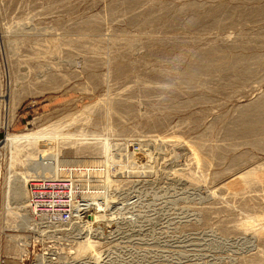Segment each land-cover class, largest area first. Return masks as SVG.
<instances>
[{
    "label": "rangeland",
    "instance_id": "374dc122",
    "mask_svg": "<svg viewBox=\"0 0 264 264\" xmlns=\"http://www.w3.org/2000/svg\"><path fill=\"white\" fill-rule=\"evenodd\" d=\"M261 100L264 0H0V141L81 183L54 237L0 222V264H264V184L225 186L264 167Z\"/></svg>",
    "mask_w": 264,
    "mask_h": 264
},
{
    "label": "bare ground",
    "instance_id": "6f19581e",
    "mask_svg": "<svg viewBox=\"0 0 264 264\" xmlns=\"http://www.w3.org/2000/svg\"><path fill=\"white\" fill-rule=\"evenodd\" d=\"M154 2V1H153ZM164 2V1H163ZM184 3V2H183ZM186 5V4H185ZM199 5V4H198ZM165 6V5H164ZM209 7V6H208ZM257 7V6H256ZM259 7V6H258ZM143 8V7H142ZM152 8V7H151ZM158 8V7H157ZM156 8V9H157ZM175 8V7H174ZM200 9V8H199ZM256 10V9H255ZM159 11V10H158ZM262 12V11H261ZM167 13V12H166ZM252 13V12H251ZM206 14V13H205ZM256 14V13H255ZM206 16V15H205ZM261 16V15H260ZM248 39V38H247ZM48 41V40H47ZM54 41V40H53ZM244 41V40H243ZM255 41V39H254ZM257 41V40H256ZM260 41V40H259ZM51 44V43H50ZM42 45V44H41ZM227 48V47H226ZM212 49V48H211ZM208 50V49H207ZM244 51V50H243ZM230 52V51H229ZM228 52V53H229ZM51 53V52H50ZM240 53V52H239ZM248 53V52H247ZM246 53V54H247ZM243 54V53H242ZM245 54V52H244ZM254 55V53H253ZM38 56V55H37ZM220 56V55H219ZM233 56V54H232ZM235 56V55H234ZM223 57V56H222ZM240 57V56H239ZM252 57V56H251ZM246 59V58H245ZM232 60V59H231ZM256 61V60H255ZM231 62V61H229ZM231 65V64H230ZM191 69V68H190ZM194 70V69H193ZM188 74H190V71L188 72ZM190 77V76H189ZM257 101V100H256ZM259 102V101H258ZM252 103V102H251ZM250 103V104H251ZM111 104V102L109 101V105ZM258 104V103H257ZM256 105V104H254ZM259 107L264 108V100H261L259 102ZM254 111V110H252ZM243 112V111H242ZM250 114V113H249ZM259 114V113H258ZM253 115V114H252ZM257 115V114H256ZM243 115H240V117ZM246 116V115H245ZM244 117V116H243ZM247 120L244 117V121L247 123L249 122H257L259 119H261L262 117L258 118L259 116H257L256 119L246 116ZM249 117V118H248ZM231 118V116H230ZM238 119H236L237 121ZM77 121V120H76ZM179 122V121H178ZM236 124V123H235ZM252 124V123H251ZM250 125V124H248ZM237 127V126H236ZM248 127V126H247ZM245 127V128H247ZM256 128V127H255ZM259 128V126L257 127V129ZM241 129V128H240ZM244 129V128H242ZM248 129V128H247ZM253 129V128H252ZM246 130V129H245ZM256 130V129H255ZM260 130V129H259ZM258 130V131H259ZM244 131V130H243ZM249 133V131H248ZM254 133L253 135L257 136L260 135L259 133H256V131L251 132ZM245 134V133H244ZM248 135V134H247ZM226 136V135H225ZM246 136V134H245ZM228 137V136H227ZM241 137V134L240 136ZM236 138V137H235ZM259 139V137H257ZM256 138V139H257ZM36 139V133L30 132V133H24V134H9L8 132L5 135V138L3 140L0 141V144L2 143L3 149L2 152H0V156L4 155V189H3V194H2V199H0V222H1V229H4L5 227H10L11 229H21L22 231L25 230L27 232H33L34 236L36 237V232L38 235L40 234H46L48 237H54L55 233L58 229H62V227L64 225H68L70 222L68 223H63V222H57L55 224L52 225H48L43 223L42 221L38 220L37 218H34L32 216V214H30V212L27 210L26 208V196H27V181L29 178L31 177H36V176H49L50 175V171L48 170V168L45 165L42 166H38L36 167L35 165H33V168L31 169H27L25 168V170H18L21 168V166H24L25 164H28L30 162H33L34 159H36V157L34 155H31L33 152L30 150H25V148H23L26 144L27 147H29L30 145H45L46 142H39V144H36V141H32ZM232 139V138H231ZM234 139V138H233ZM249 139V138H248ZM228 140V139H227ZM236 140V139H235ZM262 141V140H259ZM236 142V141H235ZM248 142V141H247ZM49 143V142H48ZM261 143V142H258ZM233 144V143H232ZM250 144V143H249ZM125 146V145H124ZM145 146V145H144ZM26 147V148H27ZM225 147V146H224ZM254 147V146H253ZM28 149V148H27ZM30 149V148H29ZM32 149V148H31ZM125 149V147H124ZM33 150V149H32ZM246 150V148H245ZM125 153V152H124ZM154 153V152H153ZM239 153V152H238ZM119 155V153H118ZM146 155V154H145ZM149 156V155H148ZM119 157V156H118ZM150 157V156H149ZM156 157V156H155ZM119 158H122L121 155ZM132 157H129V160ZM143 158V157H142ZM2 159V158H1ZM249 159V158H248ZM121 160V159H119ZM133 160V159H132ZM155 160V159H154ZM240 160V159H239ZM247 160V159H246ZM2 161V160H1ZM162 161V159H161ZM160 161V162H161ZM232 161V160H231ZM119 162V161H118ZM129 162V161H128ZM105 163V164H104ZM104 163H102L101 166L104 167V165H106V160H104ZM124 164V163H123ZM135 164V163H134ZM132 165V164H131ZM231 165V164H230ZM233 165V164H232ZM231 165V166H232ZM235 165V164H234ZM1 166V164H0ZM229 167V166H228ZM105 168V167H104ZM134 168V167H133ZM159 168V167H158ZM124 169V168H123ZM122 169V170H123ZM132 169V168H131ZM232 169V168H231ZM124 171V170H123ZM122 172V171H121ZM125 172V171H124ZM139 172V171H138ZM123 173V172H122ZM132 173V172H131ZM163 173V172H162ZM173 173V172H172ZM120 175V173H119ZM122 175V174H121ZM219 176V175H218ZM108 174H106V176H104L101 180H102V184H106V182H109L108 180ZM164 179V178H163ZM115 180V179H114ZM76 185L78 184V187L80 188V182L73 180ZM264 184V167H256V168H250L247 170H244L243 172L239 173V174H235L232 176L227 177V180L225 182V186L228 188H231L233 190V192L235 193H244L246 191H248V188H250L252 185L254 184ZM224 185V184H223ZM261 185V184H260ZM83 187V186H82ZM254 187H258V186H254ZM231 190V191H232ZM255 190V189H254ZM230 191V190H229ZM250 192V191H249ZM0 194V195H1ZM235 195V194H234ZM258 195V194H257ZM232 196V195H231ZM238 196V195H237ZM217 197V196H216ZM234 197V196H233ZM76 205V204H75ZM10 214L12 216V218H9L7 215ZM7 217H6V216ZM53 227V228H52ZM262 228H264V226H262ZM261 230V229H260ZM264 230V229H262ZM261 230V231H262ZM2 231V230H1ZM264 232V231H262ZM32 234V235H33ZM211 235V234H210ZM31 236V235H30ZM213 236V234H212ZM9 237H12L14 243L12 244V249L14 247H17L21 249L22 252H26L27 249V245H28V238L25 236H11L9 235ZM85 237V236H84ZM160 239V238H159ZM165 239V238H164ZM169 239V238H168ZM30 240V239H29ZM91 240V239H90ZM211 242V244H208L210 246L209 249H211V247L213 248H224L219 244H216V242H218L219 240H221L220 238L217 237H210L209 239H207ZM176 241V240H175ZM216 241V242H215ZM165 242V241H164ZM208 242V243H210ZM213 242V243H212ZM30 243V241H29ZM77 244V249L76 251L80 252V251H84L86 249H88L91 244L92 241L90 243V241L88 239H81L78 240L76 242ZM164 244V243H163ZM232 245V244H231ZM154 246V244H153ZM158 246H160L158 244ZM168 246V245H167ZM166 246V247H167ZM177 246V245H176ZM236 246V245H235ZM161 247V246H160ZM179 247V245H178ZM182 247V246H180ZM226 247V246H225ZM76 248V247H75ZM170 248V247H169ZM172 248H176L175 246H173ZM171 248V249H172ZM208 248V247H207ZM240 248V247H239ZM186 249V248H185ZM201 249V248H200ZM163 250V249H162ZM75 251V252H76ZM153 251V250H152ZM151 251V252H152ZM168 253L170 252L167 249ZM173 251V250H172ZM175 251V250H174ZM173 251V252H174ZM220 251V250H219ZM21 254H24L22 253ZM150 252V251H149ZM154 252V251H153ZM158 252V251H155ZM172 252L171 255H174ZM177 252V251H176ZM180 252V251H179ZM184 252V251H183ZM160 253V252H159ZM158 253V254H159ZM162 253V252H161ZM240 253V252H239ZM161 255V254H160ZM194 255V254H193ZM43 256V255H42ZM41 254L40 256L37 257V259L34 261L35 264H42L41 261L43 258ZM130 256V255H129ZM175 256V255H174ZM195 256V255H194ZM36 258V257H35ZM49 258V256H48ZM142 258V257H141ZM159 258V257H158ZM177 258V257H175ZM181 258V257H180ZM44 260V259H43ZM130 260V258H129ZM128 261V260H127ZM50 262V261H49ZM128 263V262H127ZM46 264V262H45ZM52 264V263H51Z\"/></svg>",
    "mask_w": 264,
    "mask_h": 264
},
{
    "label": "built area",
    "instance_id": "2783aa9c",
    "mask_svg": "<svg viewBox=\"0 0 264 264\" xmlns=\"http://www.w3.org/2000/svg\"><path fill=\"white\" fill-rule=\"evenodd\" d=\"M71 176H36L27 181L26 208L45 224L73 222L78 184ZM70 222V223H71Z\"/></svg>",
    "mask_w": 264,
    "mask_h": 264
},
{
    "label": "crops",
    "instance_id": "0c3cea01",
    "mask_svg": "<svg viewBox=\"0 0 264 264\" xmlns=\"http://www.w3.org/2000/svg\"><path fill=\"white\" fill-rule=\"evenodd\" d=\"M189 236H192L191 233H183L182 235H178V236H177V235H176V236H175V235H173V236L170 235L169 237H170V238H175V237H181V238H182V237H189ZM173 243H174V239H173L172 243H170V245H174ZM180 248H181V247H180ZM172 249H173V248H172Z\"/></svg>",
    "mask_w": 264,
    "mask_h": 264
}]
</instances>
